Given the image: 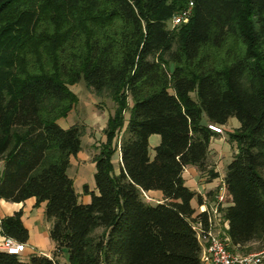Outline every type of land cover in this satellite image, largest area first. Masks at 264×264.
Returning <instances> with one entry per match:
<instances>
[{
	"label": "trees",
	"instance_id": "trees-1",
	"mask_svg": "<svg viewBox=\"0 0 264 264\" xmlns=\"http://www.w3.org/2000/svg\"><path fill=\"white\" fill-rule=\"evenodd\" d=\"M81 81L114 103L87 204L69 174L84 125L58 123ZM233 117L231 204L218 211L229 249L247 254L264 247V0H0V200L46 202L56 243L51 257L28 260L0 250V264H63V251L65 264H202L199 232L212 223L183 174L193 165L220 175L209 161L219 133L208 125ZM149 190L164 201L149 203ZM1 233L29 240L22 210L1 219Z\"/></svg>",
	"mask_w": 264,
	"mask_h": 264
},
{
	"label": "crops",
	"instance_id": "crops-1",
	"mask_svg": "<svg viewBox=\"0 0 264 264\" xmlns=\"http://www.w3.org/2000/svg\"><path fill=\"white\" fill-rule=\"evenodd\" d=\"M73 85H70V89L78 95L79 93L72 89ZM81 103V98L77 105L69 112L66 117L60 118L58 123L63 128H69L73 125L79 124L86 126L87 132L82 136V147L81 150L70 157L69 174L74 180L75 189L79 195L80 202L87 204L91 201V192H98L94 175L96 172V163L93 157L98 153L96 148L100 143L106 141V135L104 129L107 126L108 119L112 113L107 107L98 109L97 107H83L85 112L79 111L78 104ZM82 110V109H81ZM126 118H129V113H126ZM239 127V122L234 119H230L228 125L222 126L225 130L223 133H219L218 136L211 140L212 147H224L232 151L227 157V161L233 158L236 148L230 144L227 140V132L232 131ZM150 142V155L153 158L155 156V148L161 142V136L159 134H153L149 138ZM222 156L217 154L211 158L215 162V169L219 172V176L216 178H210L207 173L199 171L196 166H187L184 171V179L186 185L192 190L198 192L203 199L202 203H199L197 199H193L192 205L198 211H204L205 209H213L216 206L217 197L221 194L224 195L226 200L223 206L231 204L229 197L226 196L225 189V174L223 168H220V161ZM210 161V155H209ZM115 166V172L119 173L122 159L120 150L117 151L113 158ZM3 161H0V173L3 170ZM225 166V165H224ZM90 172V177L86 174ZM88 186V191L85 186ZM146 199L149 203L155 204L164 201V195L161 190H149L145 192ZM46 202H42L37 206L36 197L28 198L23 202H13L5 199L0 200V242L5 237L1 233V219L5 216L14 214L15 212L23 211V222L29 230V240L25 242L26 247L23 253L20 255L23 260H28L34 254H44L49 257L53 255L56 249V243L50 237L51 222L46 219L45 216ZM229 221L225 219L221 213L213 215L212 231L218 234L220 237L229 240L227 231L229 229ZM97 230H102L99 228ZM204 246V244H203ZM66 252H61L59 259L61 263L67 262ZM208 264V263H202Z\"/></svg>",
	"mask_w": 264,
	"mask_h": 264
},
{
	"label": "built area",
	"instance_id": "built-area-1",
	"mask_svg": "<svg viewBox=\"0 0 264 264\" xmlns=\"http://www.w3.org/2000/svg\"><path fill=\"white\" fill-rule=\"evenodd\" d=\"M193 2L190 6L177 14L173 18V24L177 25L187 18L193 7ZM209 128L217 133H223L221 125L210 123ZM224 201V195L217 197L216 206L213 209H205L210 215V222L213 223V215L217 214L220 203ZM199 239L203 246L202 262L208 264H264V248L256 253H233L228 247V240L220 237L212 228L208 231H200ZM26 244L19 242L12 237H4L0 242V250L11 254L21 255L25 250Z\"/></svg>",
	"mask_w": 264,
	"mask_h": 264
},
{
	"label": "rangeland",
	"instance_id": "rangeland-1",
	"mask_svg": "<svg viewBox=\"0 0 264 264\" xmlns=\"http://www.w3.org/2000/svg\"><path fill=\"white\" fill-rule=\"evenodd\" d=\"M72 89L80 94L79 98H81V103L78 104L79 111L85 112L86 110L84 111L83 107H87V106L91 107V108L97 107L98 109H101L103 107H107L110 110H113V108H114V106H113L114 103L112 102V100L110 98L99 97L93 90L89 89L85 85L84 81H81L79 83L73 84ZM232 119H234L235 121L239 122L238 119L235 118V117H233ZM84 128H85V132H87L86 126H84ZM224 132H225V130H224ZM231 151H232V149L229 150V149H226L224 147H221V148L215 147V146L212 147L211 150H210V164L215 167L216 166L215 162L213 160H211V158L213 156L217 155V154H220L222 156V159H221V161L219 163L220 164V168L224 167L223 170L226 172L227 165L232 160V159H229L227 161V157H229V153ZM86 175L88 177H90V172H88ZM145 198H147L146 195H145ZM101 232H102V230H96L95 234H99ZM259 251L260 250H254V251H252L250 253H256V252H259Z\"/></svg>",
	"mask_w": 264,
	"mask_h": 264
},
{
	"label": "water",
	"instance_id": "water-1",
	"mask_svg": "<svg viewBox=\"0 0 264 264\" xmlns=\"http://www.w3.org/2000/svg\"><path fill=\"white\" fill-rule=\"evenodd\" d=\"M170 70H171V72L174 71V63L173 62L170 63Z\"/></svg>",
	"mask_w": 264,
	"mask_h": 264
}]
</instances>
